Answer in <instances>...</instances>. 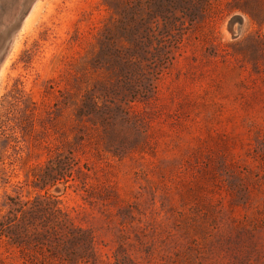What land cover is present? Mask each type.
Wrapping results in <instances>:
<instances>
[{
    "label": "rangeland",
    "instance_id": "374dc122",
    "mask_svg": "<svg viewBox=\"0 0 264 264\" xmlns=\"http://www.w3.org/2000/svg\"><path fill=\"white\" fill-rule=\"evenodd\" d=\"M139 1L151 14L150 0L1 5L0 264H59L23 229L7 237L26 202L28 231L67 209L100 264H264V0H181L143 27L120 7ZM131 27L140 70L117 78L101 51L128 56ZM72 150L76 180L37 188Z\"/></svg>",
    "mask_w": 264,
    "mask_h": 264
},
{
    "label": "trees",
    "instance_id": "16d2710c",
    "mask_svg": "<svg viewBox=\"0 0 264 264\" xmlns=\"http://www.w3.org/2000/svg\"><path fill=\"white\" fill-rule=\"evenodd\" d=\"M216 0H189V4H192L194 8H198L200 5H211ZM140 4L136 3L133 9L122 8V13L125 20L133 21L137 26L143 27L144 24H148V19L151 17H160L166 20L168 13L174 8L182 5L181 0H150L149 6L153 10L151 14H138L141 9ZM127 21V22H128ZM133 23V22H132ZM136 28L131 27V30L127 31L129 35V41L133 42L131 52L128 56L122 55L118 52L114 44L110 42L104 44L101 54L109 55L111 60V69L115 77H123L128 71L133 69L140 70L134 66V60L136 56L143 52V43L138 35L139 31ZM140 30V29H139ZM126 60H125V58ZM124 85L130 86L127 80ZM63 159H52L49 161L44 175L36 179V187L45 190L49 187L55 186L56 182L63 181L64 184H68L71 181H75L73 176L76 167H78L77 157L74 151H68L63 154ZM62 155V156H63ZM68 187V186H67ZM29 202L16 204L17 208L14 211L19 214L15 215L13 228L8 230L7 237L12 241L13 245L19 246L21 229L26 232V236L29 240L28 243H36L46 247V252L49 254V259L59 262V264H100V254L96 247V240L93 233L77 225L67 209H57L56 211L62 215V219L56 222L54 219H50L47 225H43L42 230H39L35 226L31 231H28L30 227L34 225V221L37 219L36 205L25 210V207ZM49 206L51 210L50 216L55 214L54 208ZM48 249V250H47Z\"/></svg>",
    "mask_w": 264,
    "mask_h": 264
},
{
    "label": "water",
    "instance_id": "95a60500",
    "mask_svg": "<svg viewBox=\"0 0 264 264\" xmlns=\"http://www.w3.org/2000/svg\"><path fill=\"white\" fill-rule=\"evenodd\" d=\"M31 4H32V1L30 2L28 8H31ZM24 18V14L22 15V19ZM244 23V19L242 17H234L231 21H230V28H233L236 24L238 25V30L237 31H234L233 32V38L236 39L239 37V33H240V29H241V26L243 25ZM16 28H14L15 30ZM11 38V36H10ZM4 51V50H3ZM0 52V63H1V54L2 52Z\"/></svg>",
    "mask_w": 264,
    "mask_h": 264
},
{
    "label": "bare ground",
    "instance_id": "6f19581e",
    "mask_svg": "<svg viewBox=\"0 0 264 264\" xmlns=\"http://www.w3.org/2000/svg\"><path fill=\"white\" fill-rule=\"evenodd\" d=\"M3 1H4V0H3ZM6 1H9V0H6ZM13 1H14V0H13ZM6 3H7V4H6ZM6 3H5L6 5H5V4H1V5H5V6H7L8 4H12L11 0H10L9 2H6ZM1 5H0V8L2 7ZM12 7H13V6H12ZM23 7H24V6H23ZM23 7H22V11H19V12H21L20 14L23 13V14H24V17L26 18V17H27V14L29 13V11H30L31 8H28V7L23 8ZM2 8H4V7H2ZM8 8H9V6H8ZM4 9H5V8H4ZM10 9L12 10V8L10 7V8L8 9L7 12H9V13L13 12V11H11ZM0 10L2 11V9H0ZM3 11H4V10H3ZM3 11H2V13H3ZM0 13H1V12H0ZM5 14H6V13H5ZM11 14H12V13H11ZM13 14L15 15V13H13ZM1 15H2V14H1ZM7 15H8V14H6V16H7ZM4 16H5V15H4ZM17 16H18V15H17ZM12 18H13V17H12ZM2 19H3V17H2L0 20L2 21ZM4 23H5V22H4ZM241 27H242V26H241ZM7 32H9V31H6V33H7ZM4 33H5V32H4ZM232 33H233V32H232ZM4 36L6 37V34H4ZM5 37H4V38H5Z\"/></svg>",
    "mask_w": 264,
    "mask_h": 264
}]
</instances>
